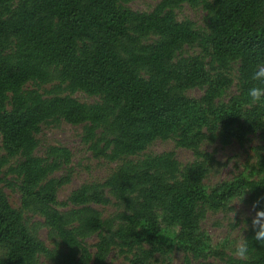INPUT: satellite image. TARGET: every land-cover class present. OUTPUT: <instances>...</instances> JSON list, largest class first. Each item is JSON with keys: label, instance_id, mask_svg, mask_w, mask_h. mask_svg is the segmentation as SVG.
Here are the masks:
<instances>
[{"label": "trees", "instance_id": "trees-1", "mask_svg": "<svg viewBox=\"0 0 264 264\" xmlns=\"http://www.w3.org/2000/svg\"><path fill=\"white\" fill-rule=\"evenodd\" d=\"M130 1L0 0V264H107L112 250L129 264L170 259L173 250L264 264L252 228L241 260L212 249L201 227L246 189L264 208V102L247 97L264 61V0H159L150 11ZM184 3L202 7V25L177 19ZM193 88L203 93L188 96ZM76 92L98 99L82 102ZM60 121L81 125L94 158L117 163L65 201L57 192L70 182L71 151L50 144L36 154L41 127ZM253 135L261 144L249 169L207 186L216 159L203 144L244 145ZM168 139L193 160L145 153ZM3 185L19 193L18 207ZM95 205L115 210L104 217Z\"/></svg>", "mask_w": 264, "mask_h": 264}, {"label": "rangeland", "instance_id": "rangeland-1", "mask_svg": "<svg viewBox=\"0 0 264 264\" xmlns=\"http://www.w3.org/2000/svg\"><path fill=\"white\" fill-rule=\"evenodd\" d=\"M158 1L159 0H131L126 6L136 11H150ZM175 12L178 20L191 19L198 25L203 24L205 12L201 6H190L184 3L179 6ZM188 51L190 53H197V49H189ZM235 81L236 80H234V82ZM235 92L236 86L233 83L226 91L223 98L228 99L229 96ZM202 93L203 90L200 88H193L187 91L190 97H199ZM72 96L87 103L95 102L98 99L82 92H76ZM81 135V125H72L64 121L43 125L40 133L37 135L40 143L36 150V154H43L46 146L50 144L63 145L67 147L72 154L70 163V182L59 188L57 192L58 201H65L70 192L81 183L104 180L117 165V163L114 162L111 163L104 159L94 158L88 150L87 145L81 140ZM260 144L261 139L258 135L250 136V140L244 145H240L235 141L227 146H222L219 142L203 144V149L208 152H213L216 159V163L211 168L204 183L207 186H212L217 182L232 178L243 170H248L250 165L255 162L256 151ZM170 150L174 151L176 159L182 164L189 163L194 158L191 150L175 147L171 139L154 141L145 150V153L159 154ZM61 173H63V171L56 173V175H60ZM3 189L8 197L10 205L12 207H18L19 193L16 190L11 191L10 188L5 185H3ZM231 202L223 210L207 212L205 218L201 222V227L210 237L211 248L215 251L224 250V252L228 254L233 253L230 241L233 238L239 239L244 236L247 230L251 228V220L254 215L253 204H251L246 197H244L239 205L233 204L230 206ZM95 207L102 212L104 217L111 215L115 210L112 205L105 207L95 205ZM233 212L234 223L231 222ZM31 219L41 221L37 216ZM245 225H247V227H245ZM38 235L47 245H50L46 238L45 228H40ZM94 241V236L88 239L89 243H93ZM169 256L170 259H165L163 261L158 256L157 262L153 264H222L218 255L214 253L205 258L193 259L184 255V252L181 250H173ZM39 264L51 263L41 257L39 259ZM107 264H129V262L118 250H112L107 257Z\"/></svg>", "mask_w": 264, "mask_h": 264}, {"label": "clouds", "instance_id": "clouds-1", "mask_svg": "<svg viewBox=\"0 0 264 264\" xmlns=\"http://www.w3.org/2000/svg\"><path fill=\"white\" fill-rule=\"evenodd\" d=\"M251 79L258 83H253L247 89V97H249L253 103L264 102V61L256 64ZM246 190L243 191L242 195H239L234 201H232L230 206L233 204L239 205L244 199V193ZM258 204L259 201L254 202L252 206L254 209V215L251 220V228L254 232L253 239L261 247H264V208H258ZM231 222L234 223V212L231 217ZM245 227H247V225H245ZM230 243L235 257L241 260L248 259L250 252L248 239L242 236L239 239L233 238Z\"/></svg>", "mask_w": 264, "mask_h": 264}]
</instances>
